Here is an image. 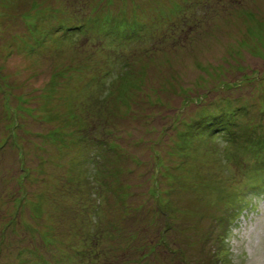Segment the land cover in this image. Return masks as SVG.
<instances>
[{
    "label": "rangeland",
    "instance_id": "obj_1",
    "mask_svg": "<svg viewBox=\"0 0 264 264\" xmlns=\"http://www.w3.org/2000/svg\"><path fill=\"white\" fill-rule=\"evenodd\" d=\"M255 145L264 0H0V264H264Z\"/></svg>",
    "mask_w": 264,
    "mask_h": 264
},
{
    "label": "trees",
    "instance_id": "obj_2",
    "mask_svg": "<svg viewBox=\"0 0 264 264\" xmlns=\"http://www.w3.org/2000/svg\"><path fill=\"white\" fill-rule=\"evenodd\" d=\"M76 16L75 15H72V16H70V17H68L66 20L64 19L63 20V22H64V24H62L59 28H69V27H73L74 26V28H79V27H81V26H84V25H81L82 23H81V21H79L80 19H77L76 20V22H73L72 21V18H74V19H76L75 18ZM79 22V23H78ZM88 25H89V23H88ZM84 28L85 27H83L82 28V30L81 31H83L84 30ZM69 30V29H68ZM67 30V31H68ZM78 30H80V29H78ZM85 30H86V28H85ZM60 31H61V29H60ZM101 33V32H100ZM43 105H42V107H45V106H47V104L46 103H42ZM8 109L9 107H7V104H5L4 105V109ZM244 113H248V111H245ZM8 123H9V120H11V118H10V110H9V115H8ZM25 117V116H24ZM13 120V119H12ZM11 120V121H12ZM220 121V122H222V123H224V121H226V120H228V114H226V113H221V114H217V115H214L212 118H211V120L210 121H208V123L207 124H209V126L211 127V129H209L208 128V126L207 125H204L203 127H202V131L204 132V134L205 135H213V134H215V133H218L219 131H223V132H227V133H229V134H231L232 135V133L230 132V130H228L227 128H225L224 127V125H223V127H221V129L217 126V121ZM26 121V119H24L22 122L20 121H18L19 122V127L21 126H24L25 124H24V122ZM31 121V120H30ZM246 122V121H245ZM199 123H202V122H199ZM205 123V124H206ZM237 126H239V125H237ZM9 129V128H8ZM249 130H251V128L249 129ZM237 133V132H236ZM15 133L14 132H11V137H12V140H13V144H14V148H15V150L18 152L19 151V157L22 159L23 158V153L25 152V151H23V148L16 142V140H15ZM233 136V135H232ZM249 139H251V136L249 137ZM252 143H253V141H252ZM256 146V145H255ZM257 148H261L263 151H264V145H262V147H258V146H256ZM256 147H254V149L256 150ZM13 148V149H14ZM254 150V151H255ZM23 160L24 159H22V163H23ZM31 171V170H30ZM25 174H24V176L22 175V178L20 177V179H19V181H18V183L20 182V184L23 182V179L24 178H26L27 179V176H28V174H29V169L28 170H25ZM110 175H111V173H110ZM153 195V197H156V194H154V193H151V196ZM23 197H26V195L25 196H23ZM18 202H20V201H18ZM158 203H159V201H158ZM167 230H169V228H167ZM5 231V230H4ZM98 232L99 231H97L96 232V236H97V234H98ZM136 233V232H135ZM3 234H4V232L2 231L1 232V241H0V258H1V256H2V250H3V245H4V238H3ZM138 234V233H137ZM91 236H93V241L92 242H94V240H96L95 239V237L96 236H94L93 234H91ZM99 236V235H98ZM132 237V236H131ZM135 237H136V235H135ZM103 238V235L101 234V236H100V239H102ZM131 240H134V239H131ZM162 243H160V245H161ZM160 245H157V246H160ZM5 246V245H4ZM154 247L155 246H153V247H151L150 248V250H152V251H154L155 249H154ZM147 248V247H146ZM156 248V247H155ZM141 251H143V249L141 250Z\"/></svg>",
    "mask_w": 264,
    "mask_h": 264
}]
</instances>
